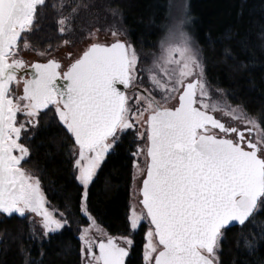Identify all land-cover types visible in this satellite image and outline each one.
I'll return each instance as SVG.
<instances>
[{
  "label": "snow or ice",
  "instance_id": "snow-or-ice-1",
  "mask_svg": "<svg viewBox=\"0 0 264 264\" xmlns=\"http://www.w3.org/2000/svg\"><path fill=\"white\" fill-rule=\"evenodd\" d=\"M91 7L81 0L65 12V0H0V216L27 221L25 243L42 247L79 214L81 264H126L145 227L143 264H221L230 227L264 213V118L213 88L201 49L185 30L187 12L147 62L114 24L80 25V11ZM48 8L61 35L82 34L83 49L58 59L53 53L72 40L55 49L33 46L38 17ZM28 51L45 62L25 60ZM50 113L71 141L72 173L82 190L76 213L51 207L40 177L24 167L30 157L24 140ZM128 136L133 196L125 232L113 236L92 214L90 186ZM243 239L254 250L257 237ZM19 250L29 252L24 243Z\"/></svg>",
  "mask_w": 264,
  "mask_h": 264
},
{
  "label": "trees",
  "instance_id": "trees-1",
  "mask_svg": "<svg viewBox=\"0 0 264 264\" xmlns=\"http://www.w3.org/2000/svg\"><path fill=\"white\" fill-rule=\"evenodd\" d=\"M59 0H49V3ZM81 0H65V12ZM93 7L79 13L78 23L95 22L99 26L113 25L110 8L121 11L123 26L130 42L140 51L157 48L165 31L171 0H83ZM191 14L197 33V44L202 53L205 73L213 88L219 87L228 94L233 104H242L254 117L264 118V0H191ZM98 13L99 18L94 15ZM90 15V17H88ZM113 18V17H112ZM58 16L52 8L38 17L36 31L30 41L39 50L49 45L55 47L67 38L56 28ZM87 25V24H86ZM74 35L79 39L82 34ZM73 39V40H74ZM128 136L106 158L94 184L90 186V208L109 234L120 236L126 228L132 183V158ZM30 157L24 167L41 179V186L50 206L60 211L68 205L73 213L81 196V188L72 173L64 130L50 113L42 117L39 130L33 138L25 139ZM70 229L55 234L43 246L25 243L27 221L19 217L0 216V264H24L25 259L37 264H81L78 227L85 223L83 217H72ZM264 228V213L252 224L230 227L221 245V264H264V239L259 238ZM145 228L136 235V247L126 264H143V239ZM13 240L11 237L20 236ZM257 237L254 250H249L243 237ZM29 249L27 255L19 246ZM43 253V255H41Z\"/></svg>",
  "mask_w": 264,
  "mask_h": 264
},
{
  "label": "rangeland",
  "instance_id": "rangeland-1",
  "mask_svg": "<svg viewBox=\"0 0 264 264\" xmlns=\"http://www.w3.org/2000/svg\"><path fill=\"white\" fill-rule=\"evenodd\" d=\"M190 2H191V0H171L169 14H168V20H167L166 26H165V31H164V34H163V36H162V38H161V40H160V42H159V44H158L156 49L148 50V51H140L139 49H137L131 43L135 47L137 52L140 54V56L142 58H144L147 62L151 61L153 53H158L159 52L161 41L167 36L169 30L171 28H173V26L176 25L179 21H181L183 19L184 15H185V12H187V14L191 18V23L189 25L185 26V30L191 36L192 41L194 42L195 46L199 47V45L197 44V41H196L197 40V33H196V29L194 27V17L192 16L191 10H190ZM60 3H61V0H59L58 5ZM88 17H90V15H88ZM112 17H113V15H112ZM112 17L110 19H114V17L113 18ZM115 18L116 19H114V21H112V24H114L118 29H120L122 31L123 35H122L121 39H126V40H128L130 42V40L128 38V34L125 31L124 26H123L122 13H121L120 10H119V15L116 16ZM91 23H95V22H91ZM86 24L80 23V25H82V26H88L89 25V23H86ZM77 34H78V31L76 32V35ZM66 36H67L66 39H70V40L73 41V44L75 45V47H73V44L63 45V41L61 43H59L58 45H56L55 47H53V49H55L57 46L63 45L62 47H60L59 52H54L53 53V55H55L58 59H62L66 51L78 52V51H80L81 49H83L86 46L84 43H81L82 36H80L79 39H74L73 38L74 35H66ZM108 39L109 40L112 39L110 34L108 36ZM24 59L27 60V61H30V62H32L34 60H42V61L45 60V58L36 55L35 52H32V51L25 52L24 53ZM20 91H21V94H22V85H21ZM132 174H133V170H132ZM133 188H134V184H133V181H132L131 187H130V201H131L132 196H133ZM36 219L39 220L38 217ZM145 229H146V227H145ZM38 230H39V227H38Z\"/></svg>",
  "mask_w": 264,
  "mask_h": 264
},
{
  "label": "flooded vegetation",
  "instance_id": "flooded-vegetation-1",
  "mask_svg": "<svg viewBox=\"0 0 264 264\" xmlns=\"http://www.w3.org/2000/svg\"><path fill=\"white\" fill-rule=\"evenodd\" d=\"M218 115V117L220 116V114H217ZM221 119H223V120H225V121H227L229 118H227V117H220ZM233 123H235V122H233ZM240 127H241V129L243 130L244 129V125H239ZM250 127V126H249ZM246 135H247V132L245 133Z\"/></svg>",
  "mask_w": 264,
  "mask_h": 264
},
{
  "label": "water",
  "instance_id": "water-1",
  "mask_svg": "<svg viewBox=\"0 0 264 264\" xmlns=\"http://www.w3.org/2000/svg\"><path fill=\"white\" fill-rule=\"evenodd\" d=\"M32 62H45V60L44 61H42V60H34V61H32ZM235 226H237V225H235ZM127 261V260H126Z\"/></svg>",
  "mask_w": 264,
  "mask_h": 264
}]
</instances>
